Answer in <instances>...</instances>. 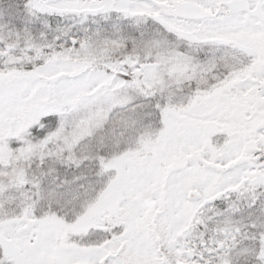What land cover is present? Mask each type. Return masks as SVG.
I'll return each mask as SVG.
<instances>
[{
	"label": "snow or ice",
	"instance_id": "obj_1",
	"mask_svg": "<svg viewBox=\"0 0 264 264\" xmlns=\"http://www.w3.org/2000/svg\"><path fill=\"white\" fill-rule=\"evenodd\" d=\"M0 264H264V0H0Z\"/></svg>",
	"mask_w": 264,
	"mask_h": 264
}]
</instances>
